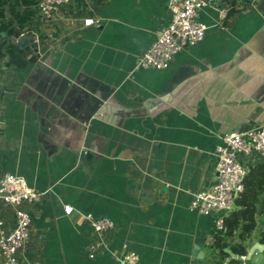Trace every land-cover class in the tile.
Segmentation results:
<instances>
[{
    "label": "crops",
    "instance_id": "1",
    "mask_svg": "<svg viewBox=\"0 0 264 264\" xmlns=\"http://www.w3.org/2000/svg\"><path fill=\"white\" fill-rule=\"evenodd\" d=\"M87 1L69 12L95 17L99 27L66 18L39 23L32 0L5 5L9 20L31 13L25 30L36 24L40 58L26 47L34 60L21 68L1 56L9 35L0 18V177L15 174L45 192L25 206L31 225L19 263L112 264L125 250L140 264H211L213 220L188 207L215 181L221 136L264 126V45L257 34L264 0H208L198 14L207 27L203 40L166 69L138 71V57L169 22V0ZM37 61L46 67L36 72ZM70 90L95 97L102 113L87 120L71 111L63 100ZM12 212L0 204V229L11 228ZM87 214L111 220L114 229L97 237ZM92 242L101 247L89 259ZM195 246L203 259L193 256ZM258 259L264 264L262 253L252 264Z\"/></svg>",
    "mask_w": 264,
    "mask_h": 264
},
{
    "label": "built area",
    "instance_id": "2",
    "mask_svg": "<svg viewBox=\"0 0 264 264\" xmlns=\"http://www.w3.org/2000/svg\"><path fill=\"white\" fill-rule=\"evenodd\" d=\"M208 0H169V22L156 32V39L139 57L135 70H163L182 50L200 43L207 27L198 21L200 10ZM32 10L39 23L50 24L61 19L79 20L84 28L99 27L95 17L75 18L69 12L87 0H32ZM226 1L223 0V3ZM225 14L221 15V19ZM36 24L27 27L25 34L37 38ZM48 38L51 35L48 34ZM37 41V39H36ZM215 181L204 191L194 193L188 210L197 215L207 216L213 220L214 232H221L227 213L234 208V202L243 192L244 180L254 164L264 161V126L249 124L241 133L224 134L214 152ZM45 192H37L29 187L24 178L15 174L0 177V204L13 209L12 226L8 231L0 229V264H20L18 253L21 251L30 233L31 218L25 209L42 200ZM63 212L70 216L74 208L63 206ZM92 232L97 237L114 229L111 220L92 214L83 216ZM2 224L0 223V226ZM99 243H90L86 254L93 259ZM36 264V263H32ZM112 264H140L133 252L122 251L114 256Z\"/></svg>",
    "mask_w": 264,
    "mask_h": 264
},
{
    "label": "trees",
    "instance_id": "3",
    "mask_svg": "<svg viewBox=\"0 0 264 264\" xmlns=\"http://www.w3.org/2000/svg\"><path fill=\"white\" fill-rule=\"evenodd\" d=\"M29 6V2L24 0ZM12 0H0V18L3 19L2 30L8 32L9 37H19L25 31L26 24L31 22V13L25 10L23 13H15L12 20L5 16V5ZM25 6V9L27 8ZM234 10H230L232 13ZM16 22V25L13 23ZM24 48L10 43L5 45L1 56L7 55L8 64L14 68H21L34 57ZM257 232V242L264 245V161L250 168L244 180L243 192L234 202V208L226 214L224 228L221 232H214L211 242L207 246V258L211 264H243L241 257L247 254L245 242L253 241V233ZM237 255L233 259L225 251ZM264 256V252L262 253Z\"/></svg>",
    "mask_w": 264,
    "mask_h": 264
},
{
    "label": "water",
    "instance_id": "4",
    "mask_svg": "<svg viewBox=\"0 0 264 264\" xmlns=\"http://www.w3.org/2000/svg\"><path fill=\"white\" fill-rule=\"evenodd\" d=\"M18 0H13V4H17ZM10 2L7 4V7L9 6ZM19 9V8H18ZM15 25V22L14 24ZM259 36L261 37V42L264 45V22L262 23L259 31L257 32ZM1 35H7V32L2 33ZM13 43L19 46L20 48L24 49L28 47L35 56L39 59V48H38V42L36 41V37L32 34H25L22 33L19 37H8L6 45ZM5 49V48H4ZM6 56V55H5ZM7 60V56L6 59ZM5 60L2 61L5 63ZM36 72L37 70L44 69L45 63L42 61H37L36 64ZM38 68V69H37ZM65 103H69V109L73 112H76L78 115H81L84 117L83 119L89 120L91 117H95L96 114L102 113L99 111L98 102L93 96H86L83 92L80 91H73L70 90L69 92H65V96L63 98ZM242 126H239L238 130H236L235 133H241ZM227 253L230 254V256L233 259H237V255L231 253L229 249H225ZM264 252V245L260 244L259 242H255L247 251V254L243 257H241V260L243 261V264H252L251 259L255 254L263 253ZM193 256L197 259H203L204 257V251L201 246H195L194 247V254Z\"/></svg>",
    "mask_w": 264,
    "mask_h": 264
},
{
    "label": "rangeland",
    "instance_id": "5",
    "mask_svg": "<svg viewBox=\"0 0 264 264\" xmlns=\"http://www.w3.org/2000/svg\"><path fill=\"white\" fill-rule=\"evenodd\" d=\"M250 245H251V244H250ZM248 247H249V245H248ZM251 260H252V259H251ZM257 261H258V264H260V262H261L260 259H258Z\"/></svg>",
    "mask_w": 264,
    "mask_h": 264
}]
</instances>
